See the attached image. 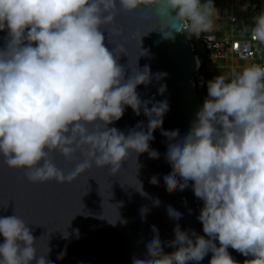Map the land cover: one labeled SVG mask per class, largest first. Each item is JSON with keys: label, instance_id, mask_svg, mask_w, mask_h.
Returning a JSON list of instances; mask_svg holds the SVG:
<instances>
[{"label": "clouds", "instance_id": "1", "mask_svg": "<svg viewBox=\"0 0 264 264\" xmlns=\"http://www.w3.org/2000/svg\"><path fill=\"white\" fill-rule=\"evenodd\" d=\"M140 8L170 16L173 23L159 28L165 39L173 35L169 27L196 38L210 34L218 16L213 0H0V160L23 170L29 183L70 184L94 167L116 173L133 155L160 158L150 142L161 129L170 165L165 186L191 187L202 201L197 219L204 235L176 224L174 238L162 241L153 225L145 255L132 264H199L209 253V264H238L229 248L251 257L244 264H264V65L214 76L187 130H162L167 99L142 100L136 91L151 83L150 69L135 67L126 78L117 62L127 51L117 16ZM250 31L264 44V10ZM165 91L161 84L157 94ZM126 108L147 123L127 133L110 127ZM56 153L73 164L70 171L58 167ZM138 183L136 190L147 195ZM166 212L173 220L182 216L171 206ZM0 237V264H53L51 249L38 253L37 239L18 215L0 216Z\"/></svg>", "mask_w": 264, "mask_h": 264}, {"label": "water", "instance_id": "2", "mask_svg": "<svg viewBox=\"0 0 264 264\" xmlns=\"http://www.w3.org/2000/svg\"><path fill=\"white\" fill-rule=\"evenodd\" d=\"M172 23L166 13L157 15L154 10L144 8L118 14L115 26L125 29L127 51L119 55L117 62L124 66L126 78L135 67L150 69L151 83L139 85L137 93L142 100L167 99L169 111L163 118L162 130L185 131L203 101L191 82L196 61L188 34L176 33L169 27L165 31H172L173 35L165 39L159 31ZM152 27L157 29L147 33ZM141 34L145 35L140 38ZM105 35L106 46L111 49ZM4 36L0 32V46ZM140 50L147 54L139 56ZM159 73L166 75L157 80L155 76ZM161 84L166 85V91L158 95ZM141 121L147 123L142 113L137 116L131 108H126L122 118L110 127L127 133ZM153 136L150 149L157 150L160 158L150 159L147 153L136 158L133 155L116 173L94 167L70 184L29 183L23 170L9 169L0 160V216L16 214L29 224L37 239L38 253L46 252L48 245L53 264H132L134 256L145 255L153 225L162 241L174 238L176 224L182 230L193 229L204 235L197 219L202 201L195 197L191 187L178 191L165 186L163 177L170 168L164 156L168 142L161 129ZM55 162L66 172L73 167L59 153L55 154ZM153 176L158 178L156 185L149 182ZM138 181L147 195L136 190ZM157 199L158 206L154 204ZM166 206L180 212L181 218H170ZM142 209L147 212L142 214ZM65 231L69 234L67 238L63 235ZM164 251L169 253L173 249L164 247ZM228 251L238 264L251 258L231 248ZM61 253H65L63 258L57 259ZM210 257L211 253L199 264H209Z\"/></svg>", "mask_w": 264, "mask_h": 264}, {"label": "built area", "instance_id": "3", "mask_svg": "<svg viewBox=\"0 0 264 264\" xmlns=\"http://www.w3.org/2000/svg\"><path fill=\"white\" fill-rule=\"evenodd\" d=\"M247 1V11L244 15L231 16L229 18L232 28L230 33L223 38L214 39L205 33H201L199 38L188 35L195 59L199 63L191 78V82L202 101L206 97V82L210 78L203 71V59L197 55L196 44L203 50L206 59H223L231 55L239 60L264 65V44L253 41L251 31L247 34H236L237 28L240 27L250 30L253 24V17L259 14L261 10H264V0Z\"/></svg>", "mask_w": 264, "mask_h": 264}, {"label": "crops", "instance_id": "4", "mask_svg": "<svg viewBox=\"0 0 264 264\" xmlns=\"http://www.w3.org/2000/svg\"><path fill=\"white\" fill-rule=\"evenodd\" d=\"M247 0H213L218 16L214 14L215 30L208 34L211 38L220 39L230 33L232 25L229 18L231 16H242L247 11ZM248 28H237L236 34L249 33ZM197 52L198 56L203 59V71L212 79L216 75H229L233 69L239 70L250 61L239 60L234 56H227L223 59H206L203 53Z\"/></svg>", "mask_w": 264, "mask_h": 264}, {"label": "rangeland", "instance_id": "5", "mask_svg": "<svg viewBox=\"0 0 264 264\" xmlns=\"http://www.w3.org/2000/svg\"><path fill=\"white\" fill-rule=\"evenodd\" d=\"M195 46H196L197 52H199V51L201 52V50H200V49H201L200 46H199L198 44H196ZM197 54H198V53H197Z\"/></svg>", "mask_w": 264, "mask_h": 264}, {"label": "bare ground", "instance_id": "6", "mask_svg": "<svg viewBox=\"0 0 264 264\" xmlns=\"http://www.w3.org/2000/svg\"><path fill=\"white\" fill-rule=\"evenodd\" d=\"M195 61H196L195 63H196V67H197L199 65V63H198V61L196 59H195Z\"/></svg>", "mask_w": 264, "mask_h": 264}, {"label": "trees", "instance_id": "7", "mask_svg": "<svg viewBox=\"0 0 264 264\" xmlns=\"http://www.w3.org/2000/svg\"><path fill=\"white\" fill-rule=\"evenodd\" d=\"M202 68H203V66H202Z\"/></svg>", "mask_w": 264, "mask_h": 264}]
</instances>
